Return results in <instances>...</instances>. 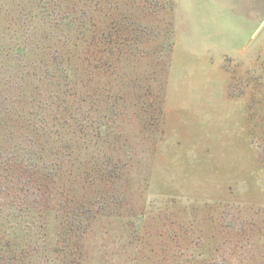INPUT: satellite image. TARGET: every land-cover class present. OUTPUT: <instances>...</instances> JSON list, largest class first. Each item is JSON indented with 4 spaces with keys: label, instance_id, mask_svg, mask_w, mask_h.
<instances>
[{
    "label": "rangeland",
    "instance_id": "374dc122",
    "mask_svg": "<svg viewBox=\"0 0 264 264\" xmlns=\"http://www.w3.org/2000/svg\"><path fill=\"white\" fill-rule=\"evenodd\" d=\"M0 264H264V0H0Z\"/></svg>",
    "mask_w": 264,
    "mask_h": 264
}]
</instances>
